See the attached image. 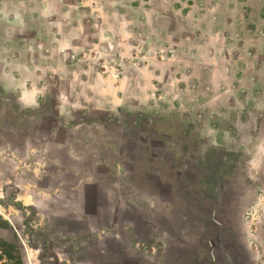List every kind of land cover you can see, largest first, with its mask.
Segmentation results:
<instances>
[{"label":"rangeland","instance_id":"1","mask_svg":"<svg viewBox=\"0 0 264 264\" xmlns=\"http://www.w3.org/2000/svg\"><path fill=\"white\" fill-rule=\"evenodd\" d=\"M231 1L0 0L23 264H264V7Z\"/></svg>","mask_w":264,"mask_h":264},{"label":"trees","instance_id":"2","mask_svg":"<svg viewBox=\"0 0 264 264\" xmlns=\"http://www.w3.org/2000/svg\"><path fill=\"white\" fill-rule=\"evenodd\" d=\"M0 228H10L8 221L2 217H0ZM1 259L4 261L0 264H23L21 246L16 236L13 237L12 242L0 236V260Z\"/></svg>","mask_w":264,"mask_h":264},{"label":"crops","instance_id":"3","mask_svg":"<svg viewBox=\"0 0 264 264\" xmlns=\"http://www.w3.org/2000/svg\"><path fill=\"white\" fill-rule=\"evenodd\" d=\"M222 1H223V3H225V0H222ZM231 2H233L235 5L238 6V4H236L237 3L236 0H232ZM258 2H259V0H257L256 4H253V3H249L248 4V6H251L252 7L251 11L258 10L259 7L260 8H263L264 7V0H260V3L257 4Z\"/></svg>","mask_w":264,"mask_h":264}]
</instances>
